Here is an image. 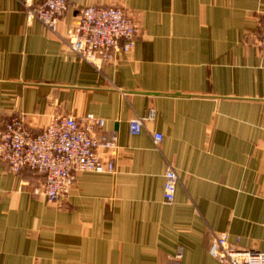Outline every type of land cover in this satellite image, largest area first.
I'll return each instance as SVG.
<instances>
[{
    "label": "crops",
    "instance_id": "obj_1",
    "mask_svg": "<svg viewBox=\"0 0 264 264\" xmlns=\"http://www.w3.org/2000/svg\"><path fill=\"white\" fill-rule=\"evenodd\" d=\"M90 5L123 7L141 27L101 69L64 39ZM263 17L264 0H69L53 32L0 0V135L19 112L34 133L55 114L93 113L121 144L116 173L78 172L57 202L36 193L40 173L0 163V264H168L178 251L181 264H223L210 253L222 232L264 251ZM149 108L156 118L131 133Z\"/></svg>",
    "mask_w": 264,
    "mask_h": 264
},
{
    "label": "built area",
    "instance_id": "obj_2",
    "mask_svg": "<svg viewBox=\"0 0 264 264\" xmlns=\"http://www.w3.org/2000/svg\"><path fill=\"white\" fill-rule=\"evenodd\" d=\"M28 21L39 20L45 27L58 32V26L69 11V0H21ZM141 27L125 8L116 5H90L82 8L64 39L69 49L83 60L101 69L115 61L119 52H131ZM264 48V17L259 36ZM156 118V109L149 108L144 116L130 121L133 134H140L145 123ZM106 120L93 113L84 116L55 114L40 133H34L27 114L19 112L5 123L0 135V163L13 173L29 167L42 175V188L36 193L49 202L64 200L76 187L77 173L82 171H117L121 151L116 129L107 130ZM161 132L154 134L159 145ZM102 152H106L104 156ZM179 176L169 165L165 171L164 197L175 200ZM210 253L223 264H264V251L238 247L229 240L228 232L217 234ZM183 253L169 257L168 264H181Z\"/></svg>",
    "mask_w": 264,
    "mask_h": 264
}]
</instances>
